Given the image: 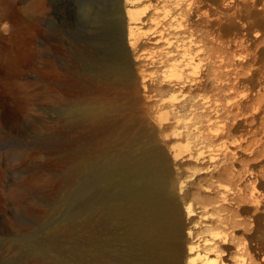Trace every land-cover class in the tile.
<instances>
[{"label": "rangeland", "instance_id": "rangeland-1", "mask_svg": "<svg viewBox=\"0 0 264 264\" xmlns=\"http://www.w3.org/2000/svg\"><path fill=\"white\" fill-rule=\"evenodd\" d=\"M161 2L146 0V10V5L136 8L146 20L142 28L147 35L154 30L149 16ZM197 2L194 12L185 16V26L197 41L193 53L198 70L171 73L167 53L172 50L180 57L177 37L184 32L164 30L176 40L171 46L144 37L141 57L132 55L130 83L122 87L121 104L138 119L135 131L152 130L161 120L170 132L178 105H185L178 107V114L192 143L200 140L199 135L220 130L214 145H227L222 160L242 187L256 186L260 200L256 205L231 201L224 214L234 215L239 222L233 223H242L230 232L242 242L248 264H264V0ZM119 8L125 12L124 0H0V258H12L16 264H54L52 259L27 257L15 246L52 224L38 221L47 218L48 205L56 204L62 186L45 178L58 171L52 163L61 167V157L76 146L72 141L82 133L79 127L62 124V112L77 91L61 89L48 59L75 77L72 70L81 61L80 52L94 50L91 37L95 31H106V21L113 20ZM79 69L78 75L84 71ZM202 74L204 80L198 81ZM231 83L237 84L221 89ZM59 94L61 101L56 99ZM147 103L152 104L150 115H144ZM182 164L201 172L199 167L210 163L183 160ZM214 170L212 166L197 177L209 182ZM189 200L198 205L193 195ZM62 217L57 209L49 218L56 222ZM256 223H261L258 237L251 239ZM71 240L75 241L58 237L46 242L59 249L71 248ZM229 245L226 253L233 250Z\"/></svg>", "mask_w": 264, "mask_h": 264}, {"label": "bare ground", "instance_id": "bare-ground-1", "mask_svg": "<svg viewBox=\"0 0 264 264\" xmlns=\"http://www.w3.org/2000/svg\"><path fill=\"white\" fill-rule=\"evenodd\" d=\"M162 1L149 16L154 30L147 35L142 28L146 20L136 10L141 5H146V10V0H124L125 12L119 8L114 19L106 21L105 32L99 28L94 32V50L80 52L81 61L72 70L75 77L48 59L61 89L77 91L62 112V124L79 127L82 133L72 141L76 146L61 157V167L59 162L52 163V169L58 171L45 180L57 181L62 193L58 203L48 205L47 218L38 221L52 224L15 245L23 255L52 259L54 264H248L242 242L230 232L242 223H233L239 221L224 211L234 200L259 204L258 190L256 186L251 190L242 187L230 165L222 160L227 145H214L220 130L199 135L200 140L192 143L178 114V107L185 105H178L170 132L161 120L152 130L135 131L138 119L121 104L122 87L130 83L132 55L141 57L144 37L164 40L171 46L176 40L164 30L184 32L177 37L180 57L172 50L167 53L171 55V73L198 70L193 53L197 41L187 34L185 26V16L194 12L197 0ZM79 67L84 70L80 75ZM62 98L59 94L56 99ZM151 106L147 103L144 115H150ZM183 160L210 163L199 169L205 172L215 167L210 174L213 180L201 182L197 177L201 172L184 168ZM190 195L197 198V206L192 205ZM57 209L63 217L52 222L49 217ZM256 225L251 239L258 237L261 223ZM58 237L75 241L71 240V248L59 249L46 242ZM229 244L233 250L226 253ZM53 249L57 250L54 254ZM0 264H16V260L0 258Z\"/></svg>", "mask_w": 264, "mask_h": 264}]
</instances>
